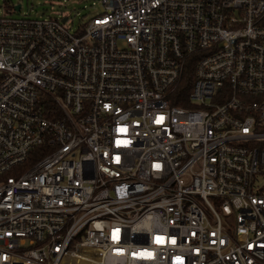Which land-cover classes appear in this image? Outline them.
<instances>
[{
    "label": "built area",
    "instance_id": "obj_1",
    "mask_svg": "<svg viewBox=\"0 0 264 264\" xmlns=\"http://www.w3.org/2000/svg\"><path fill=\"white\" fill-rule=\"evenodd\" d=\"M93 4L0 5V264H264V0Z\"/></svg>",
    "mask_w": 264,
    "mask_h": 264
},
{
    "label": "rangeland",
    "instance_id": "obj_2",
    "mask_svg": "<svg viewBox=\"0 0 264 264\" xmlns=\"http://www.w3.org/2000/svg\"><path fill=\"white\" fill-rule=\"evenodd\" d=\"M97 0H0L2 10L13 9L20 3V11L13 16L26 15L29 18L54 16L63 14L68 17V27L76 30L79 25L88 20L92 15L102 11Z\"/></svg>",
    "mask_w": 264,
    "mask_h": 264
},
{
    "label": "trees",
    "instance_id": "obj_3",
    "mask_svg": "<svg viewBox=\"0 0 264 264\" xmlns=\"http://www.w3.org/2000/svg\"><path fill=\"white\" fill-rule=\"evenodd\" d=\"M190 71H191V67H190V69L187 70V73H186L187 80L190 79ZM8 173H10V172H8Z\"/></svg>",
    "mask_w": 264,
    "mask_h": 264
},
{
    "label": "water",
    "instance_id": "obj_4",
    "mask_svg": "<svg viewBox=\"0 0 264 264\" xmlns=\"http://www.w3.org/2000/svg\"><path fill=\"white\" fill-rule=\"evenodd\" d=\"M19 7H20V4H19V3H17V4L14 6L15 10L18 9Z\"/></svg>",
    "mask_w": 264,
    "mask_h": 264
}]
</instances>
